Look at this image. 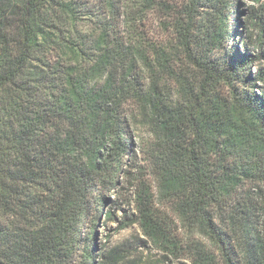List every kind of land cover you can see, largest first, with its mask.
<instances>
[{
    "label": "trees",
    "instance_id": "1",
    "mask_svg": "<svg viewBox=\"0 0 264 264\" xmlns=\"http://www.w3.org/2000/svg\"><path fill=\"white\" fill-rule=\"evenodd\" d=\"M235 1L0 0V264H117L95 228L134 105L173 218L140 193L164 254L141 264H264V69L230 44Z\"/></svg>",
    "mask_w": 264,
    "mask_h": 264
},
{
    "label": "rangeland",
    "instance_id": "2",
    "mask_svg": "<svg viewBox=\"0 0 264 264\" xmlns=\"http://www.w3.org/2000/svg\"><path fill=\"white\" fill-rule=\"evenodd\" d=\"M239 5L240 25L237 31L241 38L235 37L230 44L240 40L246 41L252 55L259 57L256 67L264 69V20L261 16L264 0H236ZM250 10L256 12V19L248 18ZM157 26V25H156ZM150 39L156 37L149 36ZM261 86V85H260ZM225 91V90H224ZM176 100V92L172 88L169 101ZM139 106L132 107V117L129 118L130 150L125 157V164L117 174L114 187L109 193L101 195L106 203L103 212L98 216L95 228L96 245L100 253L116 255L117 264H141L144 261H160L163 252L154 247L139 224L138 196L142 191L149 194L150 207L154 214L172 218V212L166 198L162 196L160 184L150 158L151 145L154 136L148 122L143 119ZM261 187L258 183L244 182L240 191H249L251 195ZM107 213L113 215L110 220ZM164 264H189L187 260H174L166 257Z\"/></svg>",
    "mask_w": 264,
    "mask_h": 264
}]
</instances>
